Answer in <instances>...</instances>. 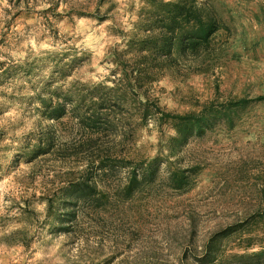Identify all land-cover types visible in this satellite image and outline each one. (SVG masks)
Returning a JSON list of instances; mask_svg holds the SVG:
<instances>
[{
    "label": "rangeland",
    "instance_id": "1",
    "mask_svg": "<svg viewBox=\"0 0 264 264\" xmlns=\"http://www.w3.org/2000/svg\"><path fill=\"white\" fill-rule=\"evenodd\" d=\"M210 1L228 26L217 64L166 72L154 96L172 113L263 99L180 147L172 126L105 102L118 127L97 149L79 116L100 111L93 86L121 76L113 52L146 0H0V264H264L242 256L264 249V0ZM64 100L66 115L50 119ZM108 147L135 162L161 157L157 178L127 195L131 166L115 163L96 177L101 203L66 205L63 188L87 168L96 176L89 159ZM173 170L188 171L189 187H172Z\"/></svg>",
    "mask_w": 264,
    "mask_h": 264
},
{
    "label": "trees",
    "instance_id": "2",
    "mask_svg": "<svg viewBox=\"0 0 264 264\" xmlns=\"http://www.w3.org/2000/svg\"><path fill=\"white\" fill-rule=\"evenodd\" d=\"M100 20L105 18L101 17ZM228 30L220 8L210 0H146L140 12V20L126 35L125 48L115 49L113 62L117 66L114 75L121 76L112 80V85L97 84L92 87V104L100 109L79 116V124L87 135L86 146L100 147L106 145L102 138L116 132L117 120L102 113L106 108L105 102H110L113 109H134L140 114V123L148 124L151 120L158 127L170 125L176 130V136L171 142L177 147L188 142L195 136H202L221 122L235 123L237 114L246 109L252 102L263 99L241 97L223 102L206 103L199 112L172 113L164 109L154 96V84L165 76L168 71H175L183 76L194 73L208 72L215 67L220 52L214 47L219 31ZM70 92V91H69ZM72 95L67 93L68 96ZM129 94L134 102L125 106ZM71 97V96H70ZM85 98V96H84ZM67 101L50 105V119L59 120L67 113ZM45 146L39 152H47L51 146L50 139H46ZM100 143V144H99ZM116 148L100 149L89 159V167L95 166L96 176L89 173L87 168L82 175L71 180L63 188L66 205H75L80 201L92 199L102 202L103 191L98 189L96 177L100 173H107L115 163H126L131 166L127 173V195L134 192L139 185L154 181L162 162L161 157L136 160L129 156H122ZM196 171V169H195ZM187 170H173L169 179L176 189L189 187L190 180ZM264 255V249L245 257H259ZM264 263V262H263Z\"/></svg>",
    "mask_w": 264,
    "mask_h": 264
}]
</instances>
